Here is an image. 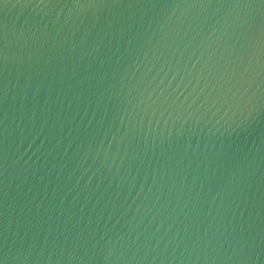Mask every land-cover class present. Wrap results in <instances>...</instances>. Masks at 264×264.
Here are the masks:
<instances>
[{"label": "water", "instance_id": "water-1", "mask_svg": "<svg viewBox=\"0 0 264 264\" xmlns=\"http://www.w3.org/2000/svg\"><path fill=\"white\" fill-rule=\"evenodd\" d=\"M0 264H264V0H0Z\"/></svg>", "mask_w": 264, "mask_h": 264}]
</instances>
